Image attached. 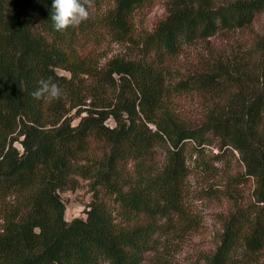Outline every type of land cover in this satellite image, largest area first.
<instances>
[{
  "label": "trees",
  "instance_id": "1",
  "mask_svg": "<svg viewBox=\"0 0 264 264\" xmlns=\"http://www.w3.org/2000/svg\"><path fill=\"white\" fill-rule=\"evenodd\" d=\"M152 2L115 0L102 16L59 32L52 0H0V264H141L164 235L159 222L183 215L188 154L207 168L208 147L217 148L215 162L232 158L253 191L248 207L223 221L207 264H235L264 249V36L261 76L184 75L177 66L187 45L250 25L264 0L175 1L138 34L143 58L100 66L86 51L91 39L127 41L135 10ZM49 77L62 97L33 99ZM193 96L204 103L194 119L170 107ZM80 178L90 181L92 200L85 218L67 221L60 194Z\"/></svg>",
  "mask_w": 264,
  "mask_h": 264
},
{
  "label": "rangeland",
  "instance_id": "2",
  "mask_svg": "<svg viewBox=\"0 0 264 264\" xmlns=\"http://www.w3.org/2000/svg\"><path fill=\"white\" fill-rule=\"evenodd\" d=\"M115 0H93L89 9L90 18L95 20L114 5ZM178 0H153L150 4L138 7L133 14L134 32L124 42L115 37L101 36L91 39L86 47L92 56L104 66L113 60L129 61L143 58L141 45H138V34L152 31L169 13L172 5ZM196 3L208 1L214 5L235 2L237 0H183ZM264 36V13L245 28L222 31L214 37L187 45L177 61L181 74L196 72H220L221 76H261V54L258 47L259 38ZM57 73L69 74L62 70ZM202 100V99H201ZM199 97H186L169 101L172 110L183 116L192 117L202 110L204 103ZM72 115L74 112L71 113ZM113 126L112 120L106 121ZM213 145L218 143L210 136ZM20 148L19 144H16ZM217 153L216 147L205 149L201 158L208 164L206 167L196 161V155L188 154L187 163L190 171L182 188V217H176L166 225L162 237H154L152 249L142 258L141 264H207L217 246L220 244L223 221L238 207L247 208L252 202V183L236 177L235 162L229 156L215 162L212 155ZM234 165V166H233ZM232 192L234 199H228ZM65 205V219L85 218L84 210L92 200L90 181L80 178L79 186L74 191L60 194ZM117 214V207L112 198H104ZM235 264H264V249L258 255L242 259Z\"/></svg>",
  "mask_w": 264,
  "mask_h": 264
},
{
  "label": "clouds",
  "instance_id": "3",
  "mask_svg": "<svg viewBox=\"0 0 264 264\" xmlns=\"http://www.w3.org/2000/svg\"><path fill=\"white\" fill-rule=\"evenodd\" d=\"M93 0H52L51 16L55 31L63 32L68 27H76L90 18L89 9ZM60 86L51 77L38 81V88L31 93L33 99L51 103L62 97Z\"/></svg>",
  "mask_w": 264,
  "mask_h": 264
}]
</instances>
